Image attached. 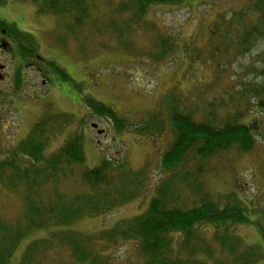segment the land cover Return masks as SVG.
<instances>
[{
	"label": "trees",
	"instance_id": "16d2710c",
	"mask_svg": "<svg viewBox=\"0 0 264 264\" xmlns=\"http://www.w3.org/2000/svg\"><path fill=\"white\" fill-rule=\"evenodd\" d=\"M4 1L0 0V4ZM33 1L39 13L69 15L76 27L108 20L111 34L120 41L119 46L132 53L135 47L131 46L134 42L130 37L154 27L146 18L152 5L187 2ZM211 27L209 51L212 56H220L217 66L225 67L233 61L227 55L222 57L225 52L235 50L242 55L264 39V0L240 10L225 11ZM0 34L13 38L21 55H39L32 35L2 18ZM160 44L159 57L163 56L159 60L162 61L173 51V45L166 36ZM47 62L54 70L62 71L55 62ZM258 70L259 75L264 74V67L254 71ZM20 76L17 72L18 84ZM218 76L220 79L221 73ZM256 94L258 102L256 105L249 103L246 109L253 110V106L259 109L264 105V90ZM84 100L95 113L115 121L116 129L132 125L106 103L92 97ZM211 105L214 108L207 110L197 96L169 92L142 123L144 131L146 124H150V132L156 135L167 127L172 134L160 161L165 177L155 187L145 211L99 233L65 229L34 239L26 247L20 264H258L262 256L259 247L246 245L240 235L230 230L232 226L252 223L247 205L236 193L229 196L233 201L214 199L209 181L210 173L217 172L215 163L219 158L230 151L243 153L254 147L257 121L255 117L249 122L240 121L243 114L238 116L236 109L219 117L218 104ZM239 105L244 104L240 102ZM69 121L70 117L62 113L44 117L14 145L7 143L0 118V201L7 193H17L23 209L17 221H11L0 210V264H10L20 242L37 230L71 225L88 215L108 214L123 203L143 198L149 191L147 167L134 170L107 157L97 166L84 167L86 157L80 133L72 134L57 150L46 153L49 133L56 125L64 127ZM77 163L82 165L79 168L82 184L78 190L67 193L62 184L76 175L74 164ZM127 243L133 247L132 255L125 258L116 255L115 249ZM64 254H69L72 262L61 258Z\"/></svg>",
	"mask_w": 264,
	"mask_h": 264
},
{
	"label": "rangeland",
	"instance_id": "374dc122",
	"mask_svg": "<svg viewBox=\"0 0 264 264\" xmlns=\"http://www.w3.org/2000/svg\"><path fill=\"white\" fill-rule=\"evenodd\" d=\"M256 1L187 0L180 5H152L146 18L154 27L130 37L135 53L120 47L116 35L111 34L108 20L76 27L69 15L39 13L33 0H5L0 4V18L30 33L39 54L21 55L15 40L0 34V45L13 50H0V65H3L0 71L4 74L0 77V118L7 143L17 144L44 117L67 114L69 123L64 127L56 125L49 133L46 153L57 150L72 134L80 133L86 157L84 167L97 166L107 157L134 170L147 167L150 172L149 191L143 198L123 203L108 214L88 215L71 225L37 230L20 242L10 264H20L26 247L34 239L65 229L99 233L145 211L155 187L165 177L160 161L172 134L167 127L156 135L150 132V124H146L144 131L142 123L169 92L197 96L207 110L214 108L211 103H217L219 117L227 116L231 109H236L238 116L243 114L242 122L255 117L254 147L243 153L230 151L219 158L215 163L217 172L210 173L209 181L214 199L233 201L229 196L236 193L247 205L252 223L232 226L230 230L240 235L246 245L259 247L262 256L258 264H264V105L246 109L249 103L258 102L256 91L264 90L260 86L264 84V74L254 71L264 67V39L248 53L225 52L222 57L227 55L233 60L225 67L217 66L220 56H212L208 41L211 25L225 11L240 10ZM165 36L172 41L173 51L161 61L160 42ZM49 60L62 71L54 70ZM17 72L21 73L19 84ZM85 97L106 103L132 125L116 129L115 121L95 113L86 105ZM240 102L245 106L239 105ZM94 123L98 128L92 126ZM99 129L104 133L98 134ZM74 166L76 175L62 184L67 193L78 190L82 184L79 178L82 165ZM21 201L17 193H7L0 201V210L11 221H17L23 210ZM132 251V245L127 243L114 252L125 258ZM61 258L71 260L69 254Z\"/></svg>",
	"mask_w": 264,
	"mask_h": 264
},
{
	"label": "water",
	"instance_id": "95a60500",
	"mask_svg": "<svg viewBox=\"0 0 264 264\" xmlns=\"http://www.w3.org/2000/svg\"><path fill=\"white\" fill-rule=\"evenodd\" d=\"M2 68V66H0V69ZM0 77H1V75H0ZM2 78V77H1ZM92 126L94 127V128H98V124H96V123H94V124H92ZM98 134H103L104 133V130L103 129H99L98 131Z\"/></svg>",
	"mask_w": 264,
	"mask_h": 264
},
{
	"label": "flooded vegetation",
	"instance_id": "af4514ba",
	"mask_svg": "<svg viewBox=\"0 0 264 264\" xmlns=\"http://www.w3.org/2000/svg\"><path fill=\"white\" fill-rule=\"evenodd\" d=\"M4 45H5V43H4ZM0 50H1V51H8V50H10V49H6V48L4 49V47H3V48L1 47ZM14 50H15V49H14ZM10 51L13 52V50H10ZM16 51H17V50H16ZM0 66L3 67V65H0ZM0 70L2 71V69H0ZM1 71H0V75H1V77H4V74L1 73ZM11 91H12V90H11Z\"/></svg>",
	"mask_w": 264,
	"mask_h": 264
}]
</instances>
